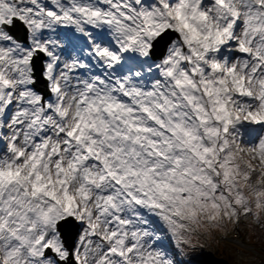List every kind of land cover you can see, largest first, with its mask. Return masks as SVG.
Returning a JSON list of instances; mask_svg holds the SVG:
<instances>
[{
  "label": "snow or ice",
  "instance_id": "6c2138e0",
  "mask_svg": "<svg viewBox=\"0 0 264 264\" xmlns=\"http://www.w3.org/2000/svg\"><path fill=\"white\" fill-rule=\"evenodd\" d=\"M241 223L264 0H0V264H182Z\"/></svg>",
  "mask_w": 264,
  "mask_h": 264
},
{
  "label": "rangeland",
  "instance_id": "374dc122",
  "mask_svg": "<svg viewBox=\"0 0 264 264\" xmlns=\"http://www.w3.org/2000/svg\"><path fill=\"white\" fill-rule=\"evenodd\" d=\"M73 225L74 222L71 221L68 225H66V227H68V234H71L73 231ZM255 230L259 231V228L257 227ZM239 232L241 235L242 233L247 235H251V233L253 234V230L250 229L245 223L240 224ZM214 235L218 238H221L219 243L213 241L212 239L204 240L203 248L198 247L186 256H177V260L182 262V264H246L245 261L236 259V255L234 253L238 251L240 256H242L245 260H249V253H247L245 250V248H247L249 245L254 247L259 253L261 252V254H263H255L256 259L259 258L261 261H264V246L256 244L252 238L244 239L242 235V239L240 238L241 241L239 240L237 243L233 242L231 238L229 239L230 241L225 239V242H222V238L225 236L222 237V235L218 232ZM250 259H253V256Z\"/></svg>",
  "mask_w": 264,
  "mask_h": 264
},
{
  "label": "built area",
  "instance_id": "2783aa9c",
  "mask_svg": "<svg viewBox=\"0 0 264 264\" xmlns=\"http://www.w3.org/2000/svg\"><path fill=\"white\" fill-rule=\"evenodd\" d=\"M230 238L232 239L233 242H236V243L240 240V238L242 239V237H241V235H240V233L238 231V227H237V229L235 231H229L228 234H227V236H225L224 238H222L223 239L222 242H225L224 241L225 239L226 240H229ZM217 240L220 242L221 238H217ZM243 246H245V245H243ZM245 250H246L247 253H249L248 254L250 256L249 257V260H245L242 256H240V254L237 251L234 254L236 255V258L238 260L245 261L246 264H264V261H261L259 258L256 259V257H255V254H257V255H263V254H261V252L259 253L254 247L249 246V245L247 246V248H245ZM252 256H253V259H250V258H252ZM260 257H262V256H260Z\"/></svg>",
  "mask_w": 264,
  "mask_h": 264
},
{
  "label": "trees",
  "instance_id": "16d2710c",
  "mask_svg": "<svg viewBox=\"0 0 264 264\" xmlns=\"http://www.w3.org/2000/svg\"><path fill=\"white\" fill-rule=\"evenodd\" d=\"M260 230L261 229H259V231L255 230V232H253V234L251 233L252 236L251 235H247V234L242 233V232L241 233H242L244 239L252 238L255 241L256 244L264 246V232L260 231Z\"/></svg>",
  "mask_w": 264,
  "mask_h": 264
},
{
  "label": "water",
  "instance_id": "95a60500",
  "mask_svg": "<svg viewBox=\"0 0 264 264\" xmlns=\"http://www.w3.org/2000/svg\"><path fill=\"white\" fill-rule=\"evenodd\" d=\"M62 231H64V228H63V226H62ZM65 232V231H64ZM76 232L71 236V237H67V235L65 234V236H66V239H67V242L69 243V244H71L73 241H74V238L76 237Z\"/></svg>",
  "mask_w": 264,
  "mask_h": 264
},
{
  "label": "bare ground",
  "instance_id": "6f19581e",
  "mask_svg": "<svg viewBox=\"0 0 264 264\" xmlns=\"http://www.w3.org/2000/svg\"><path fill=\"white\" fill-rule=\"evenodd\" d=\"M237 259V258H236Z\"/></svg>",
  "mask_w": 264,
  "mask_h": 264
}]
</instances>
